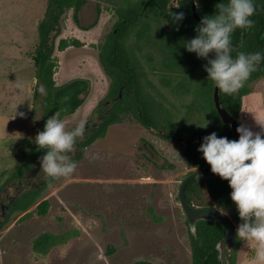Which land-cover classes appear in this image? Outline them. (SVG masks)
I'll return each mask as SVG.
<instances>
[{
	"label": "rangeland",
	"instance_id": "obj_1",
	"mask_svg": "<svg viewBox=\"0 0 264 264\" xmlns=\"http://www.w3.org/2000/svg\"><path fill=\"white\" fill-rule=\"evenodd\" d=\"M46 6L47 0H0V264H132L139 260L193 264L191 231L180 204L179 187L196 168L186 162L183 145L127 119L110 125L105 137L87 146L71 175L52 178L41 170L40 158L46 149L37 150L34 138L43 130L45 97L52 98L58 87L75 77L91 80L83 106L62 119L66 130L80 122L86 124L73 160L107 116L110 104L105 100L111 78L103 71L99 53L118 18L112 6L98 13L96 1L91 0L79 12L81 27L70 9L57 42L63 36L76 37L83 45L55 51L59 58L56 88L41 83L46 92L35 100L31 78L38 76L32 54ZM134 31L137 29L126 44L146 73L142 77L146 93L181 116L191 96L176 94L160 81L165 70L160 68L162 52L159 40L155 42L156 27L151 28L149 41L138 40ZM16 81L23 87L17 88ZM250 86L240 122L258 132L256 120H264V77ZM15 111L25 115H15ZM204 123L209 127L211 119ZM189 139L186 133L184 143ZM19 170L21 174L16 176ZM37 192L30 208L18 207L24 196ZM44 199L50 205L46 215H40L38 204ZM44 232H69L71 237L41 254L34 251L33 244ZM233 259L234 264H256L251 246L242 240L236 244Z\"/></svg>",
	"mask_w": 264,
	"mask_h": 264
},
{
	"label": "trees",
	"instance_id": "obj_2",
	"mask_svg": "<svg viewBox=\"0 0 264 264\" xmlns=\"http://www.w3.org/2000/svg\"><path fill=\"white\" fill-rule=\"evenodd\" d=\"M91 0H47L44 15L38 22V41L32 54L37 70V78L47 88H56L55 74L59 67V58L56 50L63 51L70 46L80 47L83 42L76 37L60 38L64 27L66 13L73 9V18L83 27L80 21V10L84 4ZM98 13L104 7L112 6L117 15L113 30L104 43L100 45L99 58L103 71L111 78L110 89L105 103L110 104L107 116L97 126L96 131L87 138L81 148V153L74 159L77 161L85 148L99 138L105 137L110 125L122 123L127 119H134L145 127L156 130L159 135L169 141H176L183 145L184 158L190 167L205 169L211 167L197 149L202 143V138L212 132L218 136H225L230 140L236 139L230 124L222 121L214 102L215 83L208 79L204 65L207 58L198 57L195 52H189L181 43L197 35L195 29L200 23L193 13L194 0H178L180 7H175L172 0H95ZM220 0H198L197 13L200 17L213 15L218 12L216 5ZM227 3V0H223ZM255 12L251 19L253 25L247 30L237 28L231 34L232 55L237 52H264V0H254ZM169 11L183 12L181 21L174 23L168 16ZM168 20L165 24L162 16ZM96 23V22H95ZM95 23L92 25L94 26ZM156 27V40H159L162 64L165 70L159 78L162 83L181 96H191L181 116H177L173 108L167 107L161 100L154 99L145 91L142 77L146 76L140 63H137L131 48L126 40L133 32L138 40L149 41L152 38L151 28ZM150 37V38H149ZM209 58H214V53H209ZM264 77V60L244 82L238 91L225 94L219 90L223 105L240 121V110L244 98L251 92V83ZM193 86V89H190ZM91 80L86 77H75L63 86L56 89L53 97L42 100L43 121L58 112V118L74 113L86 101L91 91ZM35 100L39 97L38 91L34 92ZM64 97H68L64 100ZM102 103V102H101ZM100 103V104H101ZM101 106V105H99ZM206 115H205V113ZM207 118L211 119L208 127L200 128ZM196 132L199 133L196 135ZM186 133L190 134L189 141L185 144ZM29 142V139H24ZM36 147L31 149L32 159L35 158ZM192 172V171H191ZM190 173V172H189ZM21 174V170L16 176ZM228 193L226 194V190ZM231 188L226 179L206 178L204 180L192 179L186 186L187 199L202 207L222 206L237 225L241 222L235 203L230 198ZM37 193L24 196L18 207L27 210L35 202ZM50 202L44 199L38 204V213L46 215ZM28 214H31L29 212ZM224 227L216 221H200L198 223V237L191 235L192 262L193 264H220L217 242L224 236ZM69 232L54 234L41 233L34 240V251L47 254L59 243H66L70 239ZM240 242L237 237L236 244ZM132 264H154L150 261L139 260ZM234 264V259H233Z\"/></svg>",
	"mask_w": 264,
	"mask_h": 264
},
{
	"label": "clouds",
	"instance_id": "obj_3",
	"mask_svg": "<svg viewBox=\"0 0 264 264\" xmlns=\"http://www.w3.org/2000/svg\"><path fill=\"white\" fill-rule=\"evenodd\" d=\"M198 4V0H194ZM180 7L179 4H174ZM218 12L203 16L191 39L181 43L189 52H195L198 57L207 58L204 65L217 88L225 94L239 90L250 74L264 60V52L239 51L232 55L231 34L237 29L247 30L254 21L251 19L255 12L254 0H220L216 5ZM168 16L173 22L183 19V12ZM164 23H168L165 19ZM214 58H209V53ZM17 88L23 87L21 81H16ZM31 86L41 94L46 92L43 84L35 76L31 78ZM67 100L68 97H64ZM23 117V112L15 115ZM35 116V119H39ZM260 131L253 132L243 124L236 128L238 139L230 140L212 132L202 138L198 151L211 166L213 173L226 179L230 188V198L235 203L240 223L236 235L248 243L254 252L256 264H264V120H256ZM201 126H207V123ZM85 122H80L71 130H66L63 120L58 118V112L49 117L44 129L34 138L37 150L46 149L40 158L41 170L47 177H67L76 169L72 158L77 140L83 138ZM247 161V162H246ZM221 214H227L222 206H217Z\"/></svg>",
	"mask_w": 264,
	"mask_h": 264
},
{
	"label": "water",
	"instance_id": "obj_4",
	"mask_svg": "<svg viewBox=\"0 0 264 264\" xmlns=\"http://www.w3.org/2000/svg\"><path fill=\"white\" fill-rule=\"evenodd\" d=\"M193 13L197 20L200 22L201 18L197 13V4L193 2ZM264 38V34L261 35ZM214 102L216 109L224 123L230 124L233 129L236 139L239 138V133H237L236 128L242 123L236 119L223 105L219 89L215 85L214 88ZM247 162V161H246ZM219 174L213 173L211 167H206L205 169H196L188 173L182 180L179 187V200L181 207L186 215L191 235L195 238L198 237V223L200 221H216L220 223L224 229V236L217 242L216 249L218 251V259L220 264H233V258L236 251V228L237 224L234 223L230 215L221 214L217 208L214 207H202L191 203L186 197V186L192 179L204 180L206 178H218ZM228 189L226 190V194Z\"/></svg>",
	"mask_w": 264,
	"mask_h": 264
},
{
	"label": "flooded vegetation",
	"instance_id": "obj_5",
	"mask_svg": "<svg viewBox=\"0 0 264 264\" xmlns=\"http://www.w3.org/2000/svg\"><path fill=\"white\" fill-rule=\"evenodd\" d=\"M178 2V0H172V4H175V3H177ZM194 2V1H193ZM214 208H216V207H214ZM228 214V213H227ZM229 215V214H228ZM236 242H237V239H236Z\"/></svg>",
	"mask_w": 264,
	"mask_h": 264
},
{
	"label": "crops",
	"instance_id": "obj_6",
	"mask_svg": "<svg viewBox=\"0 0 264 264\" xmlns=\"http://www.w3.org/2000/svg\"><path fill=\"white\" fill-rule=\"evenodd\" d=\"M82 106H83V105H82ZM82 106H81V107H82ZM81 107H80V108H81Z\"/></svg>",
	"mask_w": 264,
	"mask_h": 264
}]
</instances>
